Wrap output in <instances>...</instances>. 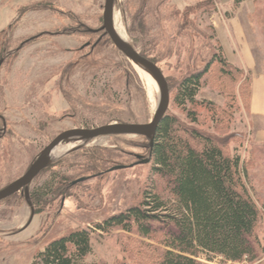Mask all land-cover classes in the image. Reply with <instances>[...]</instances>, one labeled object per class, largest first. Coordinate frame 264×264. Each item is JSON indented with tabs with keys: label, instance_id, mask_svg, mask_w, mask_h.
Masks as SVG:
<instances>
[{
	"label": "rangeland",
	"instance_id": "1",
	"mask_svg": "<svg viewBox=\"0 0 264 264\" xmlns=\"http://www.w3.org/2000/svg\"><path fill=\"white\" fill-rule=\"evenodd\" d=\"M103 5L104 0H0V124L6 126L0 189L62 131L152 119L155 83L107 37L92 33L102 26ZM113 23L161 70L169 89L165 116L178 121L184 138L192 142L193 132L210 136L247 169L246 188L260 212L257 257L200 261L264 264V0H117ZM216 54L238 71L222 76L213 62L196 94L205 106L190 108L196 119L191 122L173 101L175 87ZM148 145L133 135L62 143L58 148L69 151L52 159L28 189L35 194L50 183L54 189L43 199L32 196L29 224L30 209L19 194L0 201V264H32L52 240L135 205L150 181L166 196L165 185L152 177L151 158L135 164L137 156L149 158ZM79 178L83 182L68 188ZM161 240L120 228L94 232L86 261L154 264Z\"/></svg>",
	"mask_w": 264,
	"mask_h": 264
},
{
	"label": "trees",
	"instance_id": "2",
	"mask_svg": "<svg viewBox=\"0 0 264 264\" xmlns=\"http://www.w3.org/2000/svg\"><path fill=\"white\" fill-rule=\"evenodd\" d=\"M213 62L222 76L238 71L216 54L201 72L184 77L175 87L173 101L191 122L196 119L190 108L204 105L196 94ZM192 134V142L184 138L178 121L169 115L156 129L151 174L165 185L161 190L166 196L150 181L135 205L52 240L32 264H104L86 261L92 252L91 235L116 228L145 238L161 236L163 249L155 253L154 264H203L200 260L214 258L253 262L260 212L246 188L247 169L238 156L224 153L216 139ZM53 190L50 183L33 197L43 199Z\"/></svg>",
	"mask_w": 264,
	"mask_h": 264
},
{
	"label": "water",
	"instance_id": "3",
	"mask_svg": "<svg viewBox=\"0 0 264 264\" xmlns=\"http://www.w3.org/2000/svg\"><path fill=\"white\" fill-rule=\"evenodd\" d=\"M114 0H105L103 10V23L101 30L108 35L114 47L123 54V56L136 67L145 71L154 80L158 89V104L153 114L152 119L147 123H109L95 128L84 129L75 128L64 131L57 135L38 155V157L30 165L27 172L20 179L12 183L7 188L0 191V200L16 193L24 186L27 188L29 182L44 168H46L52 159L50 155L55 148L65 142H87L97 137L116 136V135H133L144 137L149 141L150 148L152 147L156 129L159 123L164 119L169 106V89L164 75L158 66L143 57L136 49L128 42L122 41L112 23ZM149 159L141 163H147ZM120 168V167H119ZM83 179L77 180V182ZM27 202L30 205L28 198V189H24Z\"/></svg>",
	"mask_w": 264,
	"mask_h": 264
},
{
	"label": "flooded vegetation",
	"instance_id": "4",
	"mask_svg": "<svg viewBox=\"0 0 264 264\" xmlns=\"http://www.w3.org/2000/svg\"><path fill=\"white\" fill-rule=\"evenodd\" d=\"M116 1L117 0H114V6H113V16H112V23H113V21H114V7H115V4H116ZM104 2H105V0H104ZM103 10H104V5H103ZM102 23H103V13H102ZM102 27V26H101ZM113 27H114V23H113ZM115 29V28H114ZM92 33L93 34H101L100 36H101V38L103 37V36H105V37H107L108 39H109V37H108V35H106V34H104V30H101V28L100 29H97V30H93L92 31ZM110 40V39H109ZM111 42V41H110ZM112 43V42H111ZM113 45V44H112ZM114 46V45H113ZM133 47V46H132ZM134 48V47H133ZM135 49V48H134ZM123 55V54H122ZM5 129H6V126H5V124L3 123H1L0 124V139H1V137L5 134ZM72 129H75V128H72ZM84 129H90V128H84ZM70 130V129H69ZM65 131H67V130H65ZM62 132H64V131H62ZM62 132H60V133H62ZM59 133V134H60ZM59 134H57V135H59ZM56 135V136H57ZM55 136V137H56ZM54 137V138H55ZM103 137H108V136H103ZM138 137H140V136H138ZM53 138V139H54ZM97 138H102V137H97ZM97 138H94V139H97ZM52 139V140H53ZM94 139H92V140H94ZM146 139V138H145ZM51 140V141H52ZM50 141V142H51ZM49 142V143H50ZM48 143V144H49ZM47 144V145H48ZM46 145V146H47ZM45 146V147H46ZM44 147V148H45ZM43 148V149H44ZM42 149V150H43ZM148 149H149V158H142L141 156H137V158H138V160H137V163H135L136 165L137 164H140L142 161H144V160H146V159H149L150 160V158H151V156H150V152H151V148H150V144L148 145ZM148 160V161H149ZM142 164V163H141ZM145 164V163H144ZM31 165V164H30ZM30 165H29V167H30ZM134 165V164H133ZM29 167L24 171V173L21 175V176H19L18 178H16L15 180H13L11 183H9V184H7L5 187H3L2 189H0V191L1 190H3V189H5V188H7L8 186H10L12 183H14L15 181H17L18 179H20L22 176H24V174L27 172V170L29 169ZM120 166H118L117 168L118 169H123V167L121 166L120 168H119ZM44 170V169H43ZM42 170V171H43ZM42 171H40L30 182H29V184L27 185V188H25L24 186H22L20 189L21 190H19V191H17L16 193H14V194H12V195H10L9 197H11V196H13V195H16V194H19V196L21 197V199H23L24 200V203L29 207V209H30V218H29V222H28V224L32 221V219H33V216L35 215V210H34V206H33V202H32V196H33V192H30L29 190H28V198H29V202H30V205H29V203L27 202V197H26V194H25V192H24V189H29L30 188V185L32 184V182H33V180L42 172ZM80 179V178H79ZM78 180V179H77ZM77 180H73V181H71L70 183H69V185H68V188H70V187H72V186H75L76 184H78V183H80V182H83V180L82 181H80V182H77ZM7 198V197H6ZM6 198H4V199H6ZM4 199H2V200H4ZM2 200H0V201H2ZM27 228V227H26ZM25 228V229H26ZM24 231V230H23ZM22 231V232H23Z\"/></svg>",
	"mask_w": 264,
	"mask_h": 264
},
{
	"label": "bare ground",
	"instance_id": "5",
	"mask_svg": "<svg viewBox=\"0 0 264 264\" xmlns=\"http://www.w3.org/2000/svg\"><path fill=\"white\" fill-rule=\"evenodd\" d=\"M115 31H116V33H117V35H118V37L122 40V41H124V42H128V40L125 38V36L123 35V33L121 32V31H119V30H116L115 29ZM136 67V66H135ZM137 69H139L140 70V72L144 75V77L147 79V81L151 84V85H154V83L155 82H153V79L150 77V75H148L145 71H142V69H140L139 67H137ZM145 73V74H144ZM155 86H156V84H155ZM157 101H155V102H153V111H155L156 110V107H157V104H158V97H159V95H158V90H157ZM59 147V146H58ZM55 148L54 150H53V152L51 153V155H50V159H55V158H58V157H60V156H62V155H64L66 152H68L69 151V149L68 148Z\"/></svg>",
	"mask_w": 264,
	"mask_h": 264
},
{
	"label": "crops",
	"instance_id": "6",
	"mask_svg": "<svg viewBox=\"0 0 264 264\" xmlns=\"http://www.w3.org/2000/svg\"><path fill=\"white\" fill-rule=\"evenodd\" d=\"M255 95H256V94L253 92V94H252V98H253V99H255Z\"/></svg>",
	"mask_w": 264,
	"mask_h": 264
}]
</instances>
